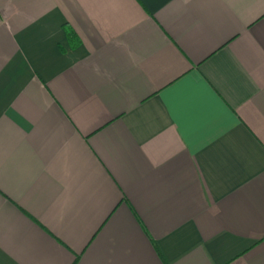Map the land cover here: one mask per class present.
Listing matches in <instances>:
<instances>
[{
  "label": "crops",
  "instance_id": "crops-1",
  "mask_svg": "<svg viewBox=\"0 0 264 264\" xmlns=\"http://www.w3.org/2000/svg\"><path fill=\"white\" fill-rule=\"evenodd\" d=\"M0 264H264V0H0Z\"/></svg>",
  "mask_w": 264,
  "mask_h": 264
},
{
  "label": "trees",
  "instance_id": "trees-1",
  "mask_svg": "<svg viewBox=\"0 0 264 264\" xmlns=\"http://www.w3.org/2000/svg\"><path fill=\"white\" fill-rule=\"evenodd\" d=\"M67 34H68L67 37H68V40H69L71 46L72 47H75V45L77 43L76 38H75V35L72 32H69Z\"/></svg>",
  "mask_w": 264,
  "mask_h": 264
}]
</instances>
